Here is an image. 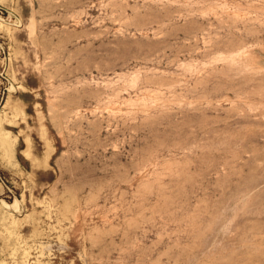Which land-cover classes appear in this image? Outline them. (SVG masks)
I'll list each match as a JSON object with an SVG mask.
<instances>
[{
	"label": "rangeland",
	"instance_id": "rangeland-1",
	"mask_svg": "<svg viewBox=\"0 0 264 264\" xmlns=\"http://www.w3.org/2000/svg\"><path fill=\"white\" fill-rule=\"evenodd\" d=\"M0 264H264V0H0Z\"/></svg>",
	"mask_w": 264,
	"mask_h": 264
}]
</instances>
